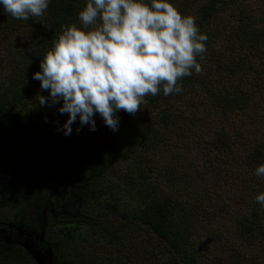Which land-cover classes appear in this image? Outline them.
<instances>
[{
    "label": "trees",
    "instance_id": "1",
    "mask_svg": "<svg viewBox=\"0 0 264 264\" xmlns=\"http://www.w3.org/2000/svg\"><path fill=\"white\" fill-rule=\"evenodd\" d=\"M197 1L188 5L197 7L192 14L200 32L208 36L204 42L208 61L202 59L205 81L203 72L193 69L192 75L178 81L182 92L164 96L161 90L147 96L135 115L125 114L118 131L105 132L97 115L95 131L85 125L77 133V120L70 135L58 131L68 119V114L58 111L63 102L40 106L38 95L49 93L41 91L40 81L32 77L62 26H81L78 13L86 0H51L42 17L28 21L0 9V264H39L19 242L26 238L25 231L42 241L41 257L48 256L49 264H264V205L255 199L264 193V177L255 175L264 164V144L243 161L252 175L243 181L242 195L253 199L239 207L198 190L191 199L188 185L198 174H189L195 168L189 161L184 166L188 158L176 157L151 173L175 182L172 197L181 195L182 202L152 195L155 189L146 184L151 176L137 175L131 165L128 172L118 173L122 155L182 138L197 125L201 110L203 116L214 109L240 115L263 110L264 31L251 32L252 22L236 15L240 26L232 25L229 36L218 32L225 37L218 47L220 35L209 26L221 19L225 9L238 4L200 0L197 6ZM261 23L264 29V14ZM251 41L252 53L247 54L243 45ZM246 80H251L250 88L244 87ZM214 135L211 146L220 143L226 151L227 134L219 130ZM226 163L222 162L223 168ZM101 181L107 188L99 192ZM67 191L74 197L63 199ZM221 218L227 220L223 231L213 226ZM92 244L97 249H90Z\"/></svg>",
    "mask_w": 264,
    "mask_h": 264
},
{
    "label": "clouds",
    "instance_id": "2",
    "mask_svg": "<svg viewBox=\"0 0 264 264\" xmlns=\"http://www.w3.org/2000/svg\"><path fill=\"white\" fill-rule=\"evenodd\" d=\"M51 0H0V9L17 20L42 17ZM80 27L63 25L40 62L33 79L40 81V106H55L68 114L58 131L70 135L72 125L96 130L98 115L113 132L118 131L123 110L135 115L145 98L183 91L180 79L201 71L197 57L207 51L208 36L196 18L183 15L171 0H86L79 11ZM264 177V164L255 169ZM264 205V193L256 196ZM31 238V237H27ZM39 258L44 254L33 239Z\"/></svg>",
    "mask_w": 264,
    "mask_h": 264
},
{
    "label": "rangeland",
    "instance_id": "3",
    "mask_svg": "<svg viewBox=\"0 0 264 264\" xmlns=\"http://www.w3.org/2000/svg\"><path fill=\"white\" fill-rule=\"evenodd\" d=\"M193 1L194 0H171L174 6H176L183 15L194 17L192 13H195L197 7L194 5H188ZM235 1L238 5H233L232 8L234 9H225L220 15L221 19H215L214 24L209 26V30L214 29L217 33V37L220 35L218 32H226V36H229L233 30L231 29L232 25H235L234 28H237L241 24L235 20L237 15L252 22L251 24L253 26L250 30L251 32L259 34L261 31H264L261 23V17L264 14V0ZM195 4L199 6L200 0ZM259 28H262V30L259 31ZM219 37L220 38L215 42L218 47L224 45V33ZM252 45L253 41H251L250 44L249 42H246L243 45V50H245L247 54L252 53V49L248 48ZM202 59L204 62L208 61L207 51L203 54ZM202 59L197 57V61L201 64V71L203 72V75H201L203 78L202 80H204L207 72L203 69L205 67L203 66ZM254 60L255 57L252 58V61ZM243 85L246 88H250L253 84L251 80H246ZM257 99L258 97H253L252 102L255 103ZM262 102L264 104V101ZM145 104L146 102L142 104L141 108H143ZM183 111H186L185 107H183ZM218 111L219 110L214 109L208 115L203 116L205 111L201 110L200 112L204 113H202L203 115L200 116L201 118L197 121V125L187 131L186 135L182 138H173V140L167 143V145H160L153 150H143L141 147H138L134 152H127L125 157L122 155V159L118 161V165L121 167L118 173L124 174L128 172L129 168L127 167L131 165L137 175L142 177L148 175L151 176V180L148 182L146 180V184H149L153 191L155 189V194L152 195L161 198L171 197L173 199L172 192L174 191L173 185L175 182L171 183L167 178H161L160 176L158 177L151 173H153L157 167L169 166L170 161L175 160L176 157H182V159L188 158L184 162V166H188V161L190 163L193 162L195 170L191 168L189 174H198V178L192 181L195 182L188 185L192 192V195H189L191 199H193L194 190H198L205 193L209 192L213 200L226 203L229 202L233 207H239L241 202L250 203L253 197L248 194L242 195V186L243 181L247 180L246 178L252 175V171L247 170L243 161L252 153V150L257 145L264 144V106L262 112L252 109V114L249 111L241 115L235 110L231 112L226 111L224 113H219ZM125 114L126 112L123 110L118 114L120 117V125L124 124L123 121ZM103 130L107 132L110 128L104 125ZM219 130L227 134L225 137V139H227V152L223 149V144L219 143L217 146H211L216 138L214 134ZM255 131L256 133H254ZM230 140L233 142H230ZM53 155L56 156V152H54ZM225 160H227L228 163H226V166L223 168L222 162ZM152 167H155V169ZM110 176H114L113 179L119 177L114 174H110ZM104 182L105 181L99 182V186L101 187L99 192L103 189V186L106 187L103 184ZM76 192L77 191H75V193ZM136 194V191L133 190L132 197L134 196L133 198H135ZM130 195L131 194H129V198L131 199ZM62 196L65 200L74 197L71 191L64 192ZM181 197V195H176L173 201L182 202ZM193 200H195V196ZM223 221L226 223L227 220L221 218V220L219 219L213 222L215 229H221L220 231H223ZM200 222L201 219L198 221L199 225ZM209 223L211 224L210 221ZM68 224H73V222L69 221ZM74 224L76 227L80 225L77 222ZM95 229L100 230V228ZM226 235L227 233L223 235L224 239L226 238ZM225 241L226 239L223 240V242ZM104 245L105 244L103 243L101 249L105 248ZM89 248L97 249V245L92 244ZM85 250L86 246L80 248L82 253H85ZM40 259L44 264H49L48 256L40 257Z\"/></svg>",
    "mask_w": 264,
    "mask_h": 264
},
{
    "label": "water",
    "instance_id": "4",
    "mask_svg": "<svg viewBox=\"0 0 264 264\" xmlns=\"http://www.w3.org/2000/svg\"><path fill=\"white\" fill-rule=\"evenodd\" d=\"M24 247L33 254L34 258L38 261L39 264H44L41 259L39 258L37 251H36V246L32 242H23L22 243Z\"/></svg>",
    "mask_w": 264,
    "mask_h": 264
},
{
    "label": "flooded vegetation",
    "instance_id": "5",
    "mask_svg": "<svg viewBox=\"0 0 264 264\" xmlns=\"http://www.w3.org/2000/svg\"><path fill=\"white\" fill-rule=\"evenodd\" d=\"M13 230H14V228H13ZM24 233L26 235V238H23V239L19 240V242L23 243V242H27V241L28 242L32 241V234L30 232H28V231H25ZM27 236L28 237L30 236L31 238H27Z\"/></svg>",
    "mask_w": 264,
    "mask_h": 264
}]
</instances>
